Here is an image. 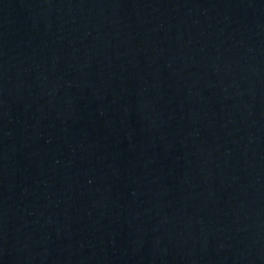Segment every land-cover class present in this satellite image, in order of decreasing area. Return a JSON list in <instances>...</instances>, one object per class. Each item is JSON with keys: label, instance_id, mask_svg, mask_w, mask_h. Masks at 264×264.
Returning <instances> with one entry per match:
<instances>
[{"label": "water", "instance_id": "obj_1", "mask_svg": "<svg viewBox=\"0 0 264 264\" xmlns=\"http://www.w3.org/2000/svg\"><path fill=\"white\" fill-rule=\"evenodd\" d=\"M0 264H264V0H0Z\"/></svg>", "mask_w": 264, "mask_h": 264}]
</instances>
